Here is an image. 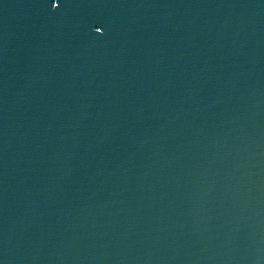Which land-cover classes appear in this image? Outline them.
<instances>
[{
  "label": "water",
  "instance_id": "obj_1",
  "mask_svg": "<svg viewBox=\"0 0 264 264\" xmlns=\"http://www.w3.org/2000/svg\"><path fill=\"white\" fill-rule=\"evenodd\" d=\"M0 264H264V0H0Z\"/></svg>",
  "mask_w": 264,
  "mask_h": 264
}]
</instances>
